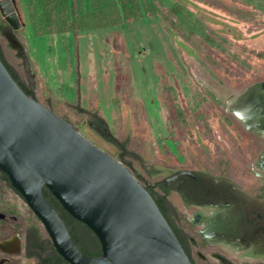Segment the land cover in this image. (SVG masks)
<instances>
[{
  "label": "rangeland",
  "instance_id": "obj_1",
  "mask_svg": "<svg viewBox=\"0 0 264 264\" xmlns=\"http://www.w3.org/2000/svg\"><path fill=\"white\" fill-rule=\"evenodd\" d=\"M11 1L22 27L13 32L21 50L0 32L4 62L36 101L98 148L159 181L162 170L182 168L255 182L258 147L252 148L229 105L248 81L264 80V0ZM43 31L55 34L37 35ZM190 58L206 70L210 87ZM104 72H112V127L105 123L96 131L80 110L85 89L78 77L98 84ZM58 75L59 98L72 103L50 98ZM15 236L12 251L0 249V264H67L0 172V240Z\"/></svg>",
  "mask_w": 264,
  "mask_h": 264
},
{
  "label": "water",
  "instance_id": "obj_2",
  "mask_svg": "<svg viewBox=\"0 0 264 264\" xmlns=\"http://www.w3.org/2000/svg\"><path fill=\"white\" fill-rule=\"evenodd\" d=\"M0 14L11 28L6 41L21 50L12 33L20 25L11 0H0ZM229 111L250 120L248 128L264 124V80L247 87ZM0 172L67 264H206L190 249L192 263L155 201L158 191H152L155 199L150 194L148 188L159 180L115 159L26 95L1 60ZM43 189L65 211L79 245L84 249L86 240L94 242L99 256L82 254Z\"/></svg>",
  "mask_w": 264,
  "mask_h": 264
},
{
  "label": "flooded vegetation",
  "instance_id": "obj_3",
  "mask_svg": "<svg viewBox=\"0 0 264 264\" xmlns=\"http://www.w3.org/2000/svg\"><path fill=\"white\" fill-rule=\"evenodd\" d=\"M6 28L0 25L4 38ZM239 122L250 135L252 148L258 147L255 182L180 168L162 170L163 179L148 188L158 191L156 200L192 262L190 249L198 258L218 264H264V124L248 128L250 120Z\"/></svg>",
  "mask_w": 264,
  "mask_h": 264
},
{
  "label": "crops",
  "instance_id": "obj_4",
  "mask_svg": "<svg viewBox=\"0 0 264 264\" xmlns=\"http://www.w3.org/2000/svg\"><path fill=\"white\" fill-rule=\"evenodd\" d=\"M14 12H15V9H14ZM15 15L17 17V21H18L20 27L17 30H13V32H16V31H18L19 29L22 28L21 24H20V21L18 19V15L16 14V12H15ZM1 18H2V21L4 22L5 18L3 16H1ZM3 25L5 27L9 26L6 21L4 22ZM9 29H11L10 26H9ZM44 36H47V35H44ZM31 63L35 67L34 69H36V66H37L36 61L33 60V61H31ZM109 65H112V63L109 64ZM109 73H110V75L107 74L106 72H104V77L100 75V77L102 79H98V82L102 83V86H101L100 83L96 84L95 81H93L91 83V85H90L88 83V80L87 79H83L82 76H81V73H80V76L78 77L79 81H80V88L83 86L82 89L83 90L85 89V91H82L80 89V98L78 100V104H79V107H80L81 111L85 110V111H88V112H93L92 110H94V109L96 111H98L99 115H100L99 117L101 119H103L104 122L107 123L110 126V128H111L112 127V121H111L112 120V72H109ZM104 78H107V79H105V81L108 80V83H106L104 81ZM59 80H60V78H59V75H58V77L56 76L54 82H51L50 89L52 88L55 93L53 91H51L52 90L51 89L50 90L51 93L49 94L50 98H53L55 102L72 103L73 101L69 100L68 98H64L63 94H62V99L59 98V94H58L57 91L62 92L59 84L56 83V81H59ZM155 80H156V78L152 76V81L154 83H156ZM255 83H257V82H255ZM249 86H251V85L245 86L244 89H247V87H249ZM67 95H68V93L66 91L65 96H67Z\"/></svg>",
  "mask_w": 264,
  "mask_h": 264
},
{
  "label": "trees",
  "instance_id": "obj_5",
  "mask_svg": "<svg viewBox=\"0 0 264 264\" xmlns=\"http://www.w3.org/2000/svg\"><path fill=\"white\" fill-rule=\"evenodd\" d=\"M110 25L108 26H105V27H109ZM167 30V29H166ZM45 34H55V33H52V32H39L37 33V35L39 36H42V35H45ZM0 60L2 61V63L4 64V66L6 67V69L8 70V72L10 73V75L12 76V78L14 79V81L18 84V86L24 91V93L30 97H32L33 99L34 96L32 95V93L30 91H28L25 87H23L18 81H17V78H15V76L12 74L11 72V69L7 66V64L4 62L3 58H2V55H1V51H0ZM36 100V99H35ZM82 112L84 114H88L91 116V126L93 129H95L96 131H99V127L103 125L105 126V122L103 121V119H101L97 114L95 113H91V112H88V111H85V110H82ZM103 132V131H102ZM104 133V132H103ZM105 134V133H104ZM102 135V134H101ZM104 138H106V140L110 141V142H115L114 138L108 136V135H102ZM137 178V177H136ZM139 180V178H137ZM140 181V180H139ZM150 194L152 195V197L155 199V197L153 196V194L150 192ZM43 195L45 197V199L47 200V202L58 212V214L60 215V217L62 218V220L65 222V218H64V214H65V211L62 209V207L60 206V204L52 197V195L47 191V189H43ZM160 211L162 212V214L165 216V213L161 210L159 204H158V201L155 199ZM66 224V222H65ZM82 224V223H81ZM66 227L72 237V239L74 240V242L76 243V245L78 246V248L80 249V251L82 252L83 255L85 256H99V252H94L95 248L97 247L94 242H92V244H90L87 240L85 241L86 242V245H85V248L83 249L80 245H79V242L77 240V238L74 236V234L69 230L67 224H66ZM174 231V230H173ZM175 233V232H174ZM7 240V239H5ZM0 241H3V240H0ZM61 258V257H60ZM62 259V258H61ZM191 260V259H190ZM193 263V262H192ZM42 264H52L51 262L49 261H43Z\"/></svg>",
  "mask_w": 264,
  "mask_h": 264
},
{
  "label": "bare ground",
  "instance_id": "obj_6",
  "mask_svg": "<svg viewBox=\"0 0 264 264\" xmlns=\"http://www.w3.org/2000/svg\"><path fill=\"white\" fill-rule=\"evenodd\" d=\"M261 42V41H260ZM262 42H264V38H263V40H262ZM189 64L191 65V67L193 68V70L195 71V74L198 76V77H200V79L202 80V83H203V85H204V87H206V88H208V87H210V85H209V83H208V81H207V75H208V73H206V70L201 66V64H199L194 58H190L189 59ZM263 67H264V65H262ZM263 81V80H262ZM249 83H248V85H252V84H254L255 82H251V81H248ZM218 83V82H217ZM219 84V83H218ZM239 86V85H238ZM239 90H240V92L241 93H243L246 89H243V87L242 88H239ZM241 95V94H240ZM232 96V95H231ZM218 97V96H217ZM232 98V97H231ZM237 98V97H236ZM235 101V100H234ZM233 101V102H234ZM233 102L231 103V104H233ZM230 103V102H229ZM230 104V105H231ZM230 105H229V107H230ZM230 113H231V115H234V113H232L231 111H229ZM235 116V115H234ZM235 118L236 119H238L236 116H235ZM16 244H17V237L15 236V237H12V238H10L9 240H7V241H2V242H0V247L3 249V250H5V251H7V252H9V251H11V250H13V248H14V246H16ZM20 250V249H19ZM19 252V251H18Z\"/></svg>",
  "mask_w": 264,
  "mask_h": 264
}]
</instances>
